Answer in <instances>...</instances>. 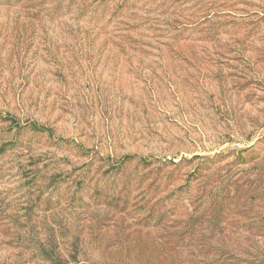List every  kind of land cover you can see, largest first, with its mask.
<instances>
[{
    "label": "rangeland",
    "instance_id": "rangeland-1",
    "mask_svg": "<svg viewBox=\"0 0 264 264\" xmlns=\"http://www.w3.org/2000/svg\"><path fill=\"white\" fill-rule=\"evenodd\" d=\"M0 264H264V0H0Z\"/></svg>",
    "mask_w": 264,
    "mask_h": 264
}]
</instances>
